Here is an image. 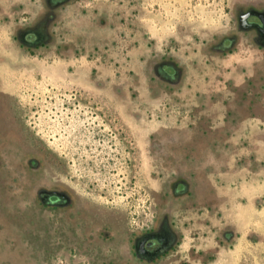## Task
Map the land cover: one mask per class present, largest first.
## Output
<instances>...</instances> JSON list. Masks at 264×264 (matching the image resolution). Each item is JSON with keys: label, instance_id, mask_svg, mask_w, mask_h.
<instances>
[{"label": "flooded vegetation", "instance_id": "af4514ba", "mask_svg": "<svg viewBox=\"0 0 264 264\" xmlns=\"http://www.w3.org/2000/svg\"><path fill=\"white\" fill-rule=\"evenodd\" d=\"M167 1L0 0V264L36 263L12 239L15 201L61 264H264V0H225L207 22L187 14L202 0L179 1L159 30ZM45 80L125 143L147 220L85 188L104 156L84 166L42 135Z\"/></svg>", "mask_w": 264, "mask_h": 264}, {"label": "rangeland", "instance_id": "374dc122", "mask_svg": "<svg viewBox=\"0 0 264 264\" xmlns=\"http://www.w3.org/2000/svg\"><path fill=\"white\" fill-rule=\"evenodd\" d=\"M179 1L183 4V1L191 2L190 0H177L176 3L175 1L170 3L167 1L170 8H168L167 13L162 10V15L159 17L157 16L156 21H152L155 24V28L164 30V26L168 25L166 18L169 17V15L171 16V12L175 10L174 6H178ZM224 1L225 0L195 1L196 4L200 3V6H196L192 3L187 9L189 12L187 14L189 17H199L201 21L207 22L212 19V17L218 15L215 7L218 6V4L219 7L222 6ZM183 4L182 6L184 7ZM153 15L154 13H152L151 16ZM47 84L45 80L40 85H37L42 91L39 92L38 95L45 100L43 109L40 110V108H38V111L33 110V112L37 114H33V112L30 114V116L35 117L33 121H35L37 125L44 120V132L42 135L54 144V146H57L59 141L64 143L63 146L68 144L67 152L70 154H73L71 148L76 147L75 153L80 157L85 156L84 166L89 162L93 163V166H95L94 163L99 166L101 164L103 165V162L100 163V160L104 156L105 163H109L104 169V172L107 174H105L102 180H97V176L91 177V172H88L87 182L84 184L85 188L88 192L95 191L98 193L118 194V199L108 200L109 202L107 205L109 207L120 209L126 217L134 220L136 224L139 223L138 218L141 216H144L147 220V218H149L148 196L142 188L140 189L137 184H132L129 180L127 146L125 143L122 144L120 143L122 141H118L119 139L114 135L115 131L103 120L101 115L94 108L88 109V106L85 104L77 103V105H73L71 103L70 105L67 104L63 109V101L60 99H65L63 98L64 94L55 89L47 88ZM22 88L21 94L26 90L25 87ZM29 96H31V94H29ZM93 96L97 95L93 94ZM52 100L59 104L54 103V109H51V106H49ZM171 111L173 113L186 111L189 115L196 113L194 107L186 110V108H183V105L175 106ZM260 113H264V109H258L257 114ZM73 131H75V136L77 138L70 137ZM97 159H99V161H97ZM115 164L123 168L122 173H124V175L122 180L120 179L122 175L118 177L116 171H113V169L116 168ZM0 191L7 199L9 198L8 194H5L7 192L5 187ZM14 203H17V201ZM14 203V213H16L19 219L20 217L24 219V221H22L24 228H12V239L25 243L26 249L30 252V259L36 262L34 264H61V260L56 258V249L53 247L49 233L42 230L40 226H37V216H30V211H26V205H15ZM25 212H27V215L21 216ZM17 225L21 226L19 222Z\"/></svg>", "mask_w": 264, "mask_h": 264}]
</instances>
